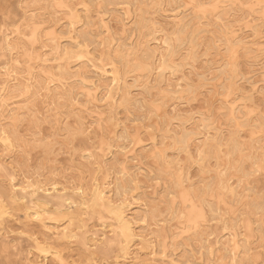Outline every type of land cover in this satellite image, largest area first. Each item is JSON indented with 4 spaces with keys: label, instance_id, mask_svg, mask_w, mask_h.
<instances>
[{
    "label": "rangeland",
    "instance_id": "374dc122",
    "mask_svg": "<svg viewBox=\"0 0 264 264\" xmlns=\"http://www.w3.org/2000/svg\"><path fill=\"white\" fill-rule=\"evenodd\" d=\"M1 131L0 264H260L264 0H0ZM96 188L146 215V242ZM42 198L74 201L46 253Z\"/></svg>",
    "mask_w": 264,
    "mask_h": 264
},
{
    "label": "bare ground",
    "instance_id": "6f19581e",
    "mask_svg": "<svg viewBox=\"0 0 264 264\" xmlns=\"http://www.w3.org/2000/svg\"><path fill=\"white\" fill-rule=\"evenodd\" d=\"M162 8V7H161ZM164 8V7H163ZM170 8V7H169ZM131 9V8H130ZM234 10V9H233ZM131 11V10H130ZM235 11V10H234ZM189 12V11H188ZM240 12V11H239ZM177 15H178V13H177ZM190 15V14H189ZM206 17V16H205ZM244 17V16H243ZM70 22V21H69ZM174 24V23H173ZM156 27V26H155ZM85 29V28H84ZM83 29V30H84ZM82 30V31H83ZM69 31V30H68ZM220 31V30H219ZM223 34V33H222ZM161 36H162V34H161ZM201 37V36H200ZM5 38V37H4ZM148 39V38H147ZM164 42V44H167V45H169V47H170V45L171 44H169L168 43V41L167 40H163ZM133 43V42H132ZM76 45H78L79 47H81V45H80V43L79 42H76ZM9 46V45H8ZM113 46V45H112ZM87 47H89V46H87ZM104 48V47H103ZM142 50V49H141ZM172 50V49H171ZM179 50V49H178ZM152 52H153V50L152 49H149L148 50V54H149V56L150 55H152ZM169 52V51H168ZM178 52V51H177ZM171 53H172V51H171ZM158 55H159V53H158ZM96 56V55H95ZM170 56H172L171 54H170ZM41 57V56H40ZM97 57V56H96ZM101 58V57H100ZM161 58V57H160ZM96 59V58H95ZM149 59V58H148ZM158 61H159V63L157 64V67H160V66H162L163 64H164V60L162 59V60H160V59H158ZM171 61H172V59H171ZM170 61V62H171ZM80 62V61H79ZM149 62V61H148ZM106 70V69H105ZM82 73V72H81ZM119 73H120V71H119ZM135 73V72H134ZM137 74V73H136ZM102 76V75H101ZM105 76V75H104ZM119 77H118V72L117 71H110V80H111V82L112 83H114V82H116L117 81V79H118ZM155 80V79H154ZM166 80V79H165ZM127 81V80H126ZM129 82V81H128ZM164 81H162V83H163ZM166 82H167V80H166ZM227 84V83H226ZM163 86H164V84H162ZM178 85V84H177ZM179 86V85H178ZM160 88V87H159ZM239 92V91H238ZM129 93H130V91H129ZM104 97V96H103ZM173 98V97H172ZM117 99V98H116ZM118 100H116V102H117ZM116 105V104H115ZM166 105V104H165ZM95 107V106H94ZM115 109H116V107H115ZM15 111V110H14ZM16 113V112H15ZM174 114V113H173ZM157 115V114H156ZM171 115V114H170ZM155 118V117H154ZM156 119V118H155ZM102 120V119H101ZM168 123V122H167ZM100 124V123H99ZM139 126V125H138ZM159 128V127H158ZM164 128V127H163ZM215 128H216V126H215ZM171 129V128H170ZM106 131V130H105ZM102 132V131H101ZM115 132V131H114ZM2 134H3V136H4V131L2 132H0V136L2 137ZM102 134V133H101ZM106 134V133H105ZM115 134H116V132H115ZM177 134V133H176ZM207 134V133H206ZM178 135V134H177ZM186 135V134H185ZM207 135H209V134H207ZM105 136V135H104ZM116 136V135H115ZM220 137V136H219ZM6 137H2L1 139H5ZM107 138V137H106ZM217 138V137H216ZM135 139H138V138H135ZM190 139V138H189ZM189 139H187V140H189ZM140 140V139H139ZM166 140V139H165ZM156 141V140H155ZM192 141V140H191ZM222 142V141H221ZM220 142V144H222ZM190 144V143H189ZM165 145V144H164ZM209 145V144H208ZM144 146V145H143ZM124 147V146H123ZM141 147V146H140ZM188 147V146H187ZM198 147H200L199 145H198ZM194 148H195V146H194ZM205 149V148H204ZM196 150V149H195ZM197 150H199L198 148H197ZM184 151V150H183ZM160 153V152H159ZM214 153H215V151H214ZM203 159V158H202ZM127 161V160H126ZM170 162V161H169ZM171 163V162H170ZM169 163V164H170ZM128 165V164H127ZM128 172V171H127ZM165 172V171H164ZM175 173V172H174ZM176 174V173H175ZM241 182V181H240ZM108 183V182H107ZM72 184V183H71ZM130 184V183H129ZM229 184V183H228ZM223 185V184H222ZM230 185V184H229ZM229 185H227V186H229ZM236 185V184H235ZM102 186H103V184H102ZM105 186V185H104ZM57 187V186H56ZM54 188V189H57V188ZM72 187V186H71ZM80 187V186H79ZM82 187V186H81ZM106 187V186H105ZM108 187H110V186H108ZM125 187V186H124ZM194 187V186H193ZM199 187V186H198ZM197 187V188H198ZM24 188V187H23ZM140 188V187H139ZM164 188V187H163ZM46 189V188H45ZM45 189H43V190H45ZM53 189V190H54ZM196 189V188H195ZM194 189V190H195ZM226 189V188H225ZM46 190H48V189H46ZM45 190V191H46ZM63 190V189H62ZM82 190H83V188H82ZM5 191V190H4ZM14 191H15V189H14ZM49 191V190H48ZM48 191H47V193H48ZM69 191V190H68ZM74 191V190H73ZM76 191V190H75ZM79 191V190H78ZM81 191V190H80ZM115 191V190H114ZM228 191H230V190H228ZM233 191V190H232ZM175 192V191H174ZM222 192V191H221ZM80 193V192H79ZM113 193V192H112ZM229 193V192H228ZM228 193H226V194H228ZM232 193V192H231ZM234 193H235V191H234ZM233 193V194H234ZM33 194V193H32ZM107 194V192L102 188V189H98V188H96L95 190H94V194H93V196H96L97 198H99V199H102V200H104V198L105 199H108L107 200V203L109 204V206H111L112 207V209L115 211V214H116V221H117V223H118V225H119V230H120V233H122L124 236H125V238H126V240H128V242H130V241H132V239L133 238H135V239H140V241L141 242H146L147 241V239H149V235H151L152 233L151 232H154V231H152L153 229L152 228H150L149 226L150 225H147V220H146V215H142V216H138L137 214L138 213H136V214H132V213H129L130 211H131V204H132V202H125L123 199H121V198H118L116 201H113V200H109V195L107 196L106 195ZM109 194V193H108ZM113 195V194H112ZM190 195V194H189ZM80 196H81V193H80ZM117 196V195H116ZM115 196V197H116ZM137 196V195H136ZM192 196V195H191ZM200 196V195H199ZM198 196V194H197V197H199ZM232 196V195H231ZM42 197V196H41ZM86 197H87V195H86ZM194 197V196H193ZM9 198H10V200L11 201H13V202H18L19 200H21L22 198H18V197H16V193L15 192H13V188H12V192H10V196H9ZM81 198V197H80ZM113 198V197H112ZM111 198V199H112ZM137 198V197H136ZM200 198V197H199ZM47 199V198H46ZM45 198H42V199H40V200H38L37 201V205L36 206H38L39 208H40V212H43V213H46V219L45 220H47L46 222H43V227L44 228H46L48 231L49 230H52V231H50V234H51V238L50 237H46V238H44V239H39V237H37V236H32V234H31V236H32V239H33V244H34V249H36L39 253H42V252H44V253H46L47 252V248L49 247V248H52V249H54L55 247H53V246H59V244H60V241H62L65 237H67V235H66V226H65V224H64V226L65 227H63L62 225H61V228L60 229H58V226H57V224H56V222L58 221V220H60V218H64V217H66L67 216V213L68 212H70L71 210L68 208V207H66V205H68V204H74V201L72 200V199H70V198H67L66 199V201H65V206H60V207H56V206H52V207H49V204H48V201L46 200ZM84 199V198H83ZM134 199V198H133ZM196 199V198H195ZM194 199V200H195ZM198 199V198H197ZM9 200V199H8ZM82 200V199H81ZM88 200V199H87ZM192 200V199H191ZM200 200V199H199ZM202 200V199H201ZM205 200V199H204ZM10 201V202H11ZM53 201V200H52ZM86 202V201H85ZM137 202V201H136ZM219 202H221V201H219ZM27 203V202H26ZM194 203V202H193ZM198 203V202H197ZM207 203V202H206ZM84 204H86V203H84ZM140 204V203H139ZM200 204V203H199ZM54 205H55V203H54ZM153 205V204H152ZM156 205V204H155ZM194 205H196V204H194ZM211 205V204H210ZM157 206V205H156ZM216 206H217V204H216ZM69 207H70V205H69ZM151 207V206H150ZM213 207H214V205H213ZM71 208V207H70ZM151 208H153V207H151ZM175 208V207H174ZM24 209V208H23ZM77 209V208H76ZM214 209V208H213ZM212 209V210H213ZM143 210H145V209H143ZM168 210V209H167ZM146 211V210H145ZM204 212H205V210H204ZM212 212H210V214H211ZM177 214V213H176ZM219 214V213H218ZM69 215V214H68ZM83 215V214H82ZM156 215H158V213L156 214ZM24 216L26 217V221H24V222H27L28 221V219L30 218V216H31V218H33V219H39L40 218V216H39V212L38 211H36V210H32V211H30L28 208H26L25 209V212H24ZM211 216V215H210ZM175 217V216H174ZM208 218H210V217H208ZM207 218V219H208ZM212 218V217H211ZM210 218V219H211ZM215 218V217H214ZM213 218V219H214ZM218 218V217H217ZM216 218V219H217ZM69 220H66V221H69L67 224L69 225L70 224V217L68 218ZM215 219V220H216ZM3 220H4V218H3ZM2 220V221H3ZM32 220V219H31ZM49 220V221H48ZM1 221V222H2ZM43 221V220H42ZM65 221V222H66ZM24 222H22V224H24V226H27ZM50 223L51 222V224L52 225H50V226H48L46 223ZM137 222H139L140 224H137ZM152 223V222H151ZM4 224V223H3ZM56 224V225H55ZM63 224V223H62ZM107 224V223H106ZM116 224V223H115ZM137 224V225H136ZM154 224V223H153ZM224 224V223H223ZM225 225V224H224ZM3 226V225H2ZM4 226H6V225H4ZM113 226V225H112ZM199 226V225H198ZM197 226V227H198ZM111 227V226H110ZM226 227V226H225ZM3 228H5V227H3ZM143 229V231L145 232L144 234L143 233H136V229ZM158 228V227H157ZM169 228V227H168ZM205 228V227H204ZM6 229H7V226H6ZM9 230V229H8ZM147 231V232H146ZM3 232V231H2ZM167 232V231H166ZM9 234V233H8ZM12 234V233H11ZM30 237V236H29ZM88 237V236H87ZM134 240V239H133ZM238 243V242H237ZM122 244V243H121ZM3 244H1L0 245V248H1V246H2ZM46 245V246H45ZM170 245V244H169ZM186 245V244H185ZM48 246V247H47ZM230 247H228L227 249H229ZM217 250H219V249H217ZM134 251V250H133ZM131 252V251H130ZM129 251L125 254V256H123V262L121 263V264H132L133 262V260L134 259H136L135 257H133V256H131V253H130ZM240 252V251H239ZM28 253H29V251H28ZM56 253H57V251L56 250H54L53 252H52V254L53 255H56ZM133 253V252H132ZM137 253V252H136ZM50 254V253H49ZM57 254H59L60 255V251H59V253H57ZM138 254V253H137ZM44 255V254H43ZM62 255V254H61ZM140 255V254H139ZM31 256V255H30ZM29 256V257H30ZM50 256H52V255H50ZM231 256V260H232V262L233 263H235L236 261H235V256H234V254H232V255H230ZM40 258V257H39ZM45 258H46V256H44L43 258H42V260H38V258H37V260H33V259H29L28 258V262L30 263V264H46L45 263ZM67 259V258H66ZM152 259V258H151ZM150 259V260H151ZM217 259V258H216ZM242 259H243V257H242ZM195 260V259H194ZM234 260V261H233ZM241 260V259H240ZM139 261V260H138ZM196 261V260H195ZM213 261V260H212ZM166 262V261H165ZM209 262H211V261H209ZM135 263V262H134ZM133 263V264H134ZM153 263V262H152ZM158 263V262H157ZM161 263V262H160ZM194 263V262H193ZM211 263H213V262H211ZM202 264V263H201Z\"/></svg>",
    "mask_w": 264,
    "mask_h": 264
},
{
    "label": "snow or ice",
    "instance_id": "6c2138e0",
    "mask_svg": "<svg viewBox=\"0 0 264 264\" xmlns=\"http://www.w3.org/2000/svg\"><path fill=\"white\" fill-rule=\"evenodd\" d=\"M260 264H264V260H262V261L260 262Z\"/></svg>",
    "mask_w": 264,
    "mask_h": 264
}]
</instances>
